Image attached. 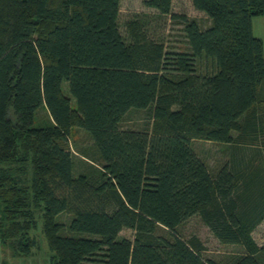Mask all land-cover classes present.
I'll use <instances>...</instances> for the list:
<instances>
[{
    "label": "trees",
    "instance_id": "16d2710c",
    "mask_svg": "<svg viewBox=\"0 0 264 264\" xmlns=\"http://www.w3.org/2000/svg\"><path fill=\"white\" fill-rule=\"evenodd\" d=\"M191 1L209 26L173 13V0L146 1L182 22L185 45L171 49L149 35L146 16L124 35L121 0H0L2 243L31 254L41 220L50 264H264L253 236L264 221V160L241 152L264 151V43L252 21L264 0ZM137 109L149 110L150 128L122 126ZM74 127L96 150H78L84 170ZM194 140L233 151L213 171ZM195 215L243 251L207 257L199 237L179 231Z\"/></svg>",
    "mask_w": 264,
    "mask_h": 264
},
{
    "label": "rangeland",
    "instance_id": "374dc122",
    "mask_svg": "<svg viewBox=\"0 0 264 264\" xmlns=\"http://www.w3.org/2000/svg\"><path fill=\"white\" fill-rule=\"evenodd\" d=\"M147 0H121L120 2V26L121 31L126 35L125 23L133 17H143L148 21V33L152 37L164 40L166 46L171 49H180L186 42L183 32V24L179 18L173 19L169 16H159L158 12L146 5ZM173 13L178 15L186 14L191 18H196L200 21L203 27L210 25L208 16L197 10L191 0H173ZM148 15V16H147ZM254 34L260 37L264 43V13L255 15L252 19ZM66 94H69L67 82L63 85ZM73 104L75 102L73 100ZM149 110H132L124 118L122 126L125 128H150L152 118ZM48 119V112L46 109H41L37 116L38 123H44ZM193 146L199 156L207 163L213 171L222 167L230 158L233 148L230 144L219 143L206 140H194ZM70 147L74 151L76 167L78 170L86 169V158L78 152L89 151L93 155L96 150L93 146V140L88 131L74 127L72 129V139ZM255 147V148H254ZM257 146L249 145L241 148L242 154L248 158L256 155L258 158L262 157L264 160V151L262 155H257ZM241 154V155H242ZM89 160V159H88ZM69 215H64L63 219L68 220ZM163 231V230H162ZM181 236L185 239L197 236L201 239L207 257L213 258L216 261L225 262L237 253H241L243 248L239 245L225 244L221 242L208 228V226L201 220L198 215L189 218L180 227ZM32 234L37 238L39 246L34 248L31 254H20L15 250L11 242L0 241V264H50L53 252L51 251L48 240L42 230V222L39 221ZM121 235L134 238V231L125 228ZM253 236L259 245H264V221L257 226L253 232Z\"/></svg>",
    "mask_w": 264,
    "mask_h": 264
}]
</instances>
